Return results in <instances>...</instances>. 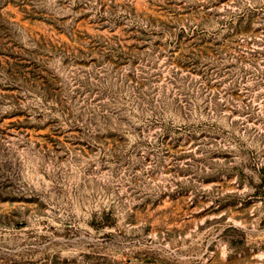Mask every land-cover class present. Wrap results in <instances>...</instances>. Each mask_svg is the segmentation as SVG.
I'll return each instance as SVG.
<instances>
[{"label":"rangeland","instance_id":"rangeland-1","mask_svg":"<svg viewBox=\"0 0 264 264\" xmlns=\"http://www.w3.org/2000/svg\"><path fill=\"white\" fill-rule=\"evenodd\" d=\"M0 264H264V0H0Z\"/></svg>","mask_w":264,"mask_h":264}]
</instances>
